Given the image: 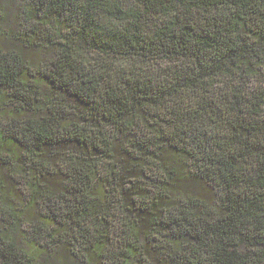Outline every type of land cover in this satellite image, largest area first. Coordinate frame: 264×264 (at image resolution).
<instances>
[{
    "label": "trees",
    "instance_id": "16d2710c",
    "mask_svg": "<svg viewBox=\"0 0 264 264\" xmlns=\"http://www.w3.org/2000/svg\"><path fill=\"white\" fill-rule=\"evenodd\" d=\"M0 264H264V0H0Z\"/></svg>",
    "mask_w": 264,
    "mask_h": 264
}]
</instances>
